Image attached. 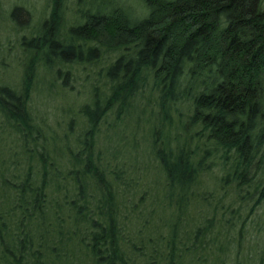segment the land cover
Wrapping results in <instances>:
<instances>
[{"label": "trees", "instance_id": "16d2710c", "mask_svg": "<svg viewBox=\"0 0 264 264\" xmlns=\"http://www.w3.org/2000/svg\"><path fill=\"white\" fill-rule=\"evenodd\" d=\"M139 1L136 20L122 0H47L22 38L34 54L20 89L0 85V264H264V227L243 245L245 219L264 205V0ZM22 11L10 12L16 27ZM69 64L100 69L59 155L29 101L39 69ZM151 106L161 193L144 170L126 179L124 164L108 171L93 155L105 118ZM216 168L224 194L199 193ZM232 204L247 211L238 231Z\"/></svg>", "mask_w": 264, "mask_h": 264}, {"label": "rangeland", "instance_id": "374dc122", "mask_svg": "<svg viewBox=\"0 0 264 264\" xmlns=\"http://www.w3.org/2000/svg\"><path fill=\"white\" fill-rule=\"evenodd\" d=\"M122 2H126L125 4L129 6V14L133 19L141 18L145 13L139 0H122ZM47 3V0H0V85L6 84L16 91L20 89L22 63L34 54L30 49L23 51L20 43L22 38L28 39L36 34L41 22L47 17ZM15 6L23 9L16 16L19 28L10 20V12ZM73 10L74 6L69 2L64 14L63 32H67L68 25L73 23ZM24 11H28L31 17L28 18ZM56 68L53 65L46 73L39 69V76L35 79L29 107L34 122L40 126L41 132L47 138L48 147L51 146V137L57 138L55 140L57 148L54 150L62 155L72 145L75 136L80 133L81 116L78 111L80 107L85 105L88 92H91L94 85L93 75L100 68L97 70L95 67L86 66L84 69L80 65L69 64L66 68H58L60 69L59 74H56ZM151 107H147L146 113L142 107L131 112L129 117L116 125L112 122V117L105 118L100 124L95 139L93 155L106 165L108 171L115 168L119 169L122 164L126 167L127 172H131L129 168L133 166L137 168V172L144 170V177L149 178L150 185L153 186L152 189L157 191L156 193H161L164 181L161 174L157 172L156 164L152 160H148L147 138L151 135L156 121V118L149 114V111H155L156 108ZM70 134H73V140ZM65 136L68 137V147L66 146L67 142H64ZM11 137L13 138V135ZM113 157L120 159L116 160ZM62 159L65 162L64 156ZM128 160L131 161V164L127 162ZM117 163L119 165L115 167ZM214 171V175L205 178V188L199 190V193L224 194L223 190L220 191L219 187L217 189L215 187L216 179L214 176L217 175V168ZM105 175L108 179L111 177L108 172ZM130 175H133L132 172L125 173L124 178L128 179ZM132 184L129 183L130 186ZM151 196H154L152 191L148 192V198ZM150 199L152 201L150 203L155 204H150L151 207L156 208L155 199L153 197ZM174 202L175 200H173ZM228 205L226 203L225 207ZM245 209L240 204H232L229 207L236 219V231L239 230L240 222L246 217L247 211ZM238 213L241 215L238 217L239 221H237ZM227 216L229 217V214ZM250 219V217L245 219L246 225L243 228V245L247 248L249 247L247 244L252 245L259 230L264 227V205L255 212L254 225L249 223Z\"/></svg>", "mask_w": 264, "mask_h": 264}]
</instances>
